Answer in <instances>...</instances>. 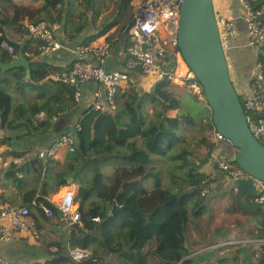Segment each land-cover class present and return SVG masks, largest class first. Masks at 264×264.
<instances>
[{
	"label": "trees",
	"instance_id": "obj_1",
	"mask_svg": "<svg viewBox=\"0 0 264 264\" xmlns=\"http://www.w3.org/2000/svg\"><path fill=\"white\" fill-rule=\"evenodd\" d=\"M46 1L38 13L48 18L50 24L63 23L65 18L66 25L72 24L71 13L58 9L51 4L52 0ZM95 1L83 0L82 5L94 9ZM246 1L256 10L264 5V0ZM25 10L13 0H0V64H8L20 54L31 64L29 80L25 69L4 71L0 67V132L18 139L46 136L53 128L51 119L61 114L66 116L77 104L74 88L51 78L61 69L40 59V44L29 38L22 25ZM30 19L33 22V18ZM8 27H16L21 35L28 37L22 43L14 42L6 36ZM65 30L69 31L67 27ZM109 30L95 38L105 36ZM75 31L82 33L79 28ZM3 41L14 47L13 56L1 47ZM257 63L264 74V49L258 54ZM171 89L180 91L182 88L159 81L150 94H141L135 87L121 90L116 98L118 111L113 116L86 110L81 120L82 129L77 133L75 152H69L63 164L54 159L45 163L37 158L21 166L13 162L6 170H0V189L7 183L22 190L23 204H30L29 208L32 206L45 218L47 215L41 205L53 215L58 213L48 197L67 186V177L84 183L79 189L80 221L73 226L70 248L54 245L58 251H51L50 259L44 264H190V260H186L191 256L187 247L190 222L192 216L200 217L199 209L205 200L206 176L199 172L202 165L191 161L177 165L184 173H173L171 188L164 187L153 166L166 160L170 163L188 160L187 151L175 155L174 150L183 144L182 126L191 129L195 123L190 114L180 112L181 94ZM12 92L21 96L28 92L35 94L36 101L24 100L14 107ZM149 106L155 109L154 116L149 114ZM168 110H177L178 114L163 120ZM41 112L47 114L44 122L36 119ZM208 127L214 128L213 124ZM203 140L210 144L207 138ZM209 147L212 152V145ZM152 156L162 159L153 161ZM110 160L121 165L114 170L109 183L101 166ZM150 179L155 181V186L147 189L145 182ZM231 198L232 209L244 212L238 195L232 193ZM34 201L38 206L32 204ZM115 206L126 208L113 214ZM75 248L88 251L89 258L74 262L69 250Z\"/></svg>",
	"mask_w": 264,
	"mask_h": 264
},
{
	"label": "crops",
	"instance_id": "obj_2",
	"mask_svg": "<svg viewBox=\"0 0 264 264\" xmlns=\"http://www.w3.org/2000/svg\"><path fill=\"white\" fill-rule=\"evenodd\" d=\"M13 2L19 7H24L27 5L28 0H13ZM213 2L217 17L234 22L236 34L232 38L231 46L227 51V59L237 92L240 96L247 98L253 93V80L257 74V57L260 51L248 45V29L245 22L246 7L240 0H213ZM26 20L29 21V18ZM24 21L23 19L22 22ZM66 27L64 25L62 33L61 31L57 32L59 39L65 44L64 50L40 56L41 60L61 69L56 75L51 77L55 80H58V75L64 68L73 63L74 56L71 54L73 47H76L79 43L90 46H102L107 43L104 37L90 39L83 32L75 34L72 39L69 36L70 33L66 32ZM13 28L6 30V36L14 42L22 43L24 38L28 36L21 35L16 27ZM126 43L128 46L129 43ZM126 62V48L123 47L120 50L116 47L113 56L108 60L107 69L126 71ZM129 74L130 82L123 87L122 91L135 87L141 94H150L158 83L155 79L146 77L140 69L130 71ZM96 89L94 84L84 85L81 90V101L79 103L76 102L75 108L67 114V119L63 120L61 118L54 123L52 130L46 136L18 139L5 132H0V170H6L13 162L21 166L26 164L28 160L37 159L39 151L48 148L62 135L72 131L82 113L92 106ZM187 93L200 102V99H196L190 91ZM168 111H174V117L178 114L177 110ZM166 115L168 118H172L167 113ZM65 121H68V123ZM182 127V132L193 140V145L202 149V153L206 148V152L201 154V156L191 155L189 152H186V155L187 159L195 157L196 161L194 163L198 166L202 165L199 172L206 176L204 181L206 188L203 193L208 191V200H204L202 208L199 209L201 210L200 217L192 216L190 222L191 234L188 235L187 247L191 252V256L186 260L197 259L194 263L190 261V264H264V209L257 210L252 214L234 211L227 196L231 195L232 192L235 194L237 192L231 187L232 191L230 193L226 192V187L230 186L232 180L226 172L219 168L215 161L217 155L219 157L225 156V152L216 151L215 147L218 144H215L213 140L214 135L212 138H207V136L202 134L204 129L200 128V125L194 124L193 127L195 128L191 129L186 128L185 125ZM195 130L198 132V141L194 140V136L197 137L193 133ZM200 136L203 137L199 141ZM7 138H10L8 142H6ZM204 138H207L209 145H212V152H210L207 142L203 140ZM187 144H190L189 141L183 137L182 146L185 147ZM199 149L197 151L200 152ZM68 153L69 150L61 149L54 160L63 164ZM17 155H20L21 158L17 157ZM69 178H72L73 181L67 182V186L60 187L54 193L59 192L58 198H60L59 201L61 202L74 196L75 206L73 211L77 210L79 212V189L82 180L80 181L74 177ZM76 186L80 187L76 188ZM54 193H51L48 197V201L51 204L54 203L51 200V196ZM23 203L22 190L16 189L11 184L8 186L7 183H4V187L0 189V209L8 205L19 207L30 205H24ZM30 211V222L34 224L35 229L39 232L40 239H36L30 231H26L18 234L10 241L0 240V256L11 264H44L50 259V252L54 245L70 248V235L74 226L70 222V216H65L58 210V213L53 215V217L45 218L32 206ZM33 212L35 216H32ZM229 241H244L245 243L239 246H220L215 249H209L210 246L220 245Z\"/></svg>",
	"mask_w": 264,
	"mask_h": 264
},
{
	"label": "built area",
	"instance_id": "obj_3",
	"mask_svg": "<svg viewBox=\"0 0 264 264\" xmlns=\"http://www.w3.org/2000/svg\"><path fill=\"white\" fill-rule=\"evenodd\" d=\"M240 2L247 10L245 22L248 29V45L261 51L264 49V7L256 10L251 8L248 1L240 0ZM181 3L182 0H145L136 8L132 23L126 29L129 43L126 47V71L107 69L108 60L113 56L117 47L115 43H105L102 46L79 43L71 49V54L74 56L73 63L59 73L58 80L74 88V100L77 103L82 98V87L86 84H94L97 89L94 94V102L89 109L100 111L108 116L117 113L116 98L123 87L130 82V71L136 69H140L146 77L153 78L158 82L168 81L172 84L178 82L185 88L192 89V92L197 93L201 98L200 88L202 87L194 73L184 62L178 44ZM217 22L221 40L227 53L231 46V40L236 34L235 25L233 21L222 17H217ZM22 25L28 31L29 38L40 44L38 50L41 55L64 50L65 44L57 35L60 30L59 24L53 25L47 21L30 22L25 20ZM1 47L10 56L14 55V47L6 41L1 43ZM194 97L198 99L196 95ZM246 110L249 112L246 117L251 133L264 146V74L261 65L257 67V74L253 80V93L247 97ZM83 115L84 113L79 117L72 131L62 135L48 148L39 151L38 158L47 163L49 160L55 159L61 149H67L70 153H74L77 133L82 129ZM62 116L64 115L53 117L51 122L56 123ZM36 119L44 122L47 119V114L41 112L36 116ZM213 135L215 144H218L215 147L216 151L225 152V156L219 157L217 155L215 157L219 168L226 172L231 180L249 178L236 165L235 158L238 149L233 142L215 128ZM254 181L259 194L251 201L254 205L264 206V182ZM206 194L208 191L203 193V195ZM32 204L38 206L35 201ZM53 204L65 216L71 217L70 222L73 225L80 221L79 212L73 211L74 196L67 198L64 202L59 201ZM41 207L47 217L53 216L50 209L42 205ZM30 215L31 211L28 206L8 205L0 209V240L10 241L18 234L26 231H30L36 239H40L39 232L30 222ZM244 243V241H229L211 246L209 249L220 246H239ZM52 251L57 252L58 248L54 246ZM69 255L76 263H81L89 258L88 252L77 248L70 249ZM0 264L11 263L0 256Z\"/></svg>",
	"mask_w": 264,
	"mask_h": 264
},
{
	"label": "water",
	"instance_id": "obj_4",
	"mask_svg": "<svg viewBox=\"0 0 264 264\" xmlns=\"http://www.w3.org/2000/svg\"><path fill=\"white\" fill-rule=\"evenodd\" d=\"M178 44L184 62L203 89L214 128L233 142L238 149L236 164L249 177L233 180L230 187L237 192L244 212L252 214L264 209L251 201L259 194L254 180L264 182V146L251 133L233 83L213 0H182ZM0 67L4 71L25 69L27 79L31 77L30 61L23 54L8 64H0ZM166 118L164 114L163 120ZM66 181L73 179L68 177ZM124 208L115 206L113 214Z\"/></svg>",
	"mask_w": 264,
	"mask_h": 264
},
{
	"label": "rangeland",
	"instance_id": "obj_5",
	"mask_svg": "<svg viewBox=\"0 0 264 264\" xmlns=\"http://www.w3.org/2000/svg\"><path fill=\"white\" fill-rule=\"evenodd\" d=\"M70 1H71V4H69V0H52L51 2V4H55V6H57L58 9H61L68 14L69 13L72 14V24H69L67 26V29L69 30L68 32L70 33L69 36L79 34L78 32L75 31V29L79 28L81 29V32L85 34L86 37L91 39V38H95L101 35L104 30H106L107 28H110V30L105 36H100V37H104L107 43H115L118 49L122 50L123 47L126 48L127 46L126 42H128L127 40L128 36L126 33V29L132 23V17L134 15L136 8L140 6L145 0H96L94 9L86 8V6L82 5L83 0H70ZM46 2H47L46 0H28L27 5L24 6V8H26L25 15L23 16L24 20H26L27 18L30 19L32 17L33 22H38L44 19L47 22L50 21L48 20V18H45L44 16H42L41 13H38V11L42 9L44 4L46 5ZM262 7H264V5ZM54 15L57 16V13H54ZM64 16L66 17V14ZM66 20H67L66 18L63 19L62 21L63 23L54 22L53 25L59 24L60 25L59 31H61L62 33V31L64 30V25L66 27ZM11 28L13 27H8L6 30L8 29L11 30ZM257 65L259 64L257 63ZM174 85H177L180 88H182L180 91L171 89L173 92L181 94L182 107H181L180 112L185 113V114H190L194 119V123L197 125H200V128L204 129L202 134L207 136V138H212L213 133H214V128L211 127V129H209L208 127L209 125L212 124V112L208 104L205 101L202 88H200L201 98H199V95L197 93L192 92V89L185 88V86L178 84V82H176ZM189 91L190 93H192L193 96L196 95L198 99H200L201 104L197 102L189 93H187ZM12 93L14 94L13 95L14 107H16L20 102L24 100L36 101L34 100L36 97L35 94H31L28 92L26 95L21 96L14 92ZM240 99H242V106L246 114H248L249 112L246 110L247 98L240 96ZM157 110H159V108H157ZM148 112L152 116L155 115V109L151 106L148 107ZM167 114L169 115V117H174L175 112L167 111ZM67 118L68 116L66 115L65 117H63V120ZM68 121L70 122V120ZM68 121H65V122L68 123ZM61 127L63 126L61 125ZM191 128H194V127H191ZM195 131L193 133L197 135L198 132L197 131L195 132ZM182 136L184 137V139L187 138L190 144L185 145V147L181 145H179L178 147L176 146L174 150L175 155L176 154L180 155L184 151H187L191 153V155L201 156V154H204V152H206V148H205V151L202 153L201 152L202 149H199V146L193 145L192 144L193 140L187 137L184 132H182ZM201 137L203 136H200L199 141L200 139H202ZM194 140L198 141V135L197 137L194 136ZM198 149L200 150V152L197 151ZM195 151H197L198 153ZM161 159L162 158L160 157L152 156L153 161L161 160ZM188 161L190 163V161L195 162L196 160H195V157H191L188 160H181L177 162L173 161L172 162L173 164L170 163V161H167V162L161 161V162L153 163V166H155L156 171L159 172L160 174V178L165 188L172 187L171 181L173 178L172 176L173 173L178 174L179 171H181L179 170V168H176V166L183 165L185 162H188ZM120 165H121V162L110 160L101 166V172L103 173L107 182L110 183L111 178H113L114 176V170ZM181 172L184 173V171H181ZM89 176L90 174L88 175V177ZM82 184L84 183L82 182L80 185ZM153 186H155V181H153L152 179L147 180L145 182V187L147 189H152ZM78 187L80 186H76V188ZM231 191L232 189H230V186L228 185L226 187V192L230 193ZM58 195H59V192L54 193L51 196L52 202H59L60 198H58ZM203 196H205V200H208L207 194ZM227 197L229 201L232 202L231 195H228ZM154 248H155V245L153 244L152 249ZM109 259H113V257L109 256ZM196 260L197 259H193V258L190 259L192 263L196 262Z\"/></svg>",
	"mask_w": 264,
	"mask_h": 264
},
{
	"label": "clouds",
	"instance_id": "obj_6",
	"mask_svg": "<svg viewBox=\"0 0 264 264\" xmlns=\"http://www.w3.org/2000/svg\"><path fill=\"white\" fill-rule=\"evenodd\" d=\"M41 56V55H40ZM17 58V57H16ZM88 110V109H87ZM233 181V180H232ZM61 212V211H60Z\"/></svg>",
	"mask_w": 264,
	"mask_h": 264
}]
</instances>
